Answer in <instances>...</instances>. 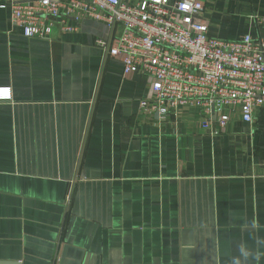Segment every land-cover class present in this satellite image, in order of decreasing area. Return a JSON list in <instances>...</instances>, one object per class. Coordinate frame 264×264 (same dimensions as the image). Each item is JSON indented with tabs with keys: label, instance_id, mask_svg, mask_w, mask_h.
<instances>
[{
	"label": "crops",
	"instance_id": "obj_1",
	"mask_svg": "<svg viewBox=\"0 0 264 264\" xmlns=\"http://www.w3.org/2000/svg\"><path fill=\"white\" fill-rule=\"evenodd\" d=\"M215 38L264 35V0H202ZM103 21L26 37L0 8V261L264 264V108L205 130L143 110L151 79L96 44Z\"/></svg>",
	"mask_w": 264,
	"mask_h": 264
},
{
	"label": "built area",
	"instance_id": "obj_2",
	"mask_svg": "<svg viewBox=\"0 0 264 264\" xmlns=\"http://www.w3.org/2000/svg\"><path fill=\"white\" fill-rule=\"evenodd\" d=\"M26 37L77 32L84 19L105 22L96 44L119 58L124 73L144 71L151 94L143 110L167 119L195 106L201 127L225 129L235 112L245 122L264 108V35L215 38L202 20V0H0ZM264 27V16L255 17Z\"/></svg>",
	"mask_w": 264,
	"mask_h": 264
},
{
	"label": "water",
	"instance_id": "obj_3",
	"mask_svg": "<svg viewBox=\"0 0 264 264\" xmlns=\"http://www.w3.org/2000/svg\"><path fill=\"white\" fill-rule=\"evenodd\" d=\"M84 249L65 244L62 249L59 264H81ZM0 264H20L18 261H0Z\"/></svg>",
	"mask_w": 264,
	"mask_h": 264
}]
</instances>
